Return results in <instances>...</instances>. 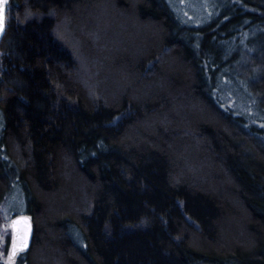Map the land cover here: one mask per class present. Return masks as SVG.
I'll list each match as a JSON object with an SVG mask.
<instances>
[{"label":"trees","instance_id":"trees-1","mask_svg":"<svg viewBox=\"0 0 264 264\" xmlns=\"http://www.w3.org/2000/svg\"><path fill=\"white\" fill-rule=\"evenodd\" d=\"M200 1L9 0L16 264H264V0Z\"/></svg>","mask_w":264,"mask_h":264},{"label":"rangeland","instance_id":"rangeland-1","mask_svg":"<svg viewBox=\"0 0 264 264\" xmlns=\"http://www.w3.org/2000/svg\"><path fill=\"white\" fill-rule=\"evenodd\" d=\"M210 3L211 4L209 5V8H211L212 12L215 13L218 3ZM188 6L194 14V21L200 22L203 17V3L200 0H188ZM252 61V59H247L245 65L253 63ZM224 91H228V88L225 87ZM15 201H17V197L13 193V195L9 196V198L7 199L5 206L3 205L0 208V254L3 264H16L18 260V258H11L13 244V233L11 225L13 219L16 216L11 217V214L8 213V211H21L22 213H24L26 207L25 204H22L20 202L15 203Z\"/></svg>","mask_w":264,"mask_h":264},{"label":"water","instance_id":"water-1","mask_svg":"<svg viewBox=\"0 0 264 264\" xmlns=\"http://www.w3.org/2000/svg\"><path fill=\"white\" fill-rule=\"evenodd\" d=\"M8 5L9 0H0V15H2V21H0V46L6 34ZM11 227L13 233L11 258L16 259L22 252L31 248L35 234V227L32 218L28 215L16 216L12 221Z\"/></svg>","mask_w":264,"mask_h":264},{"label":"snow or ice","instance_id":"snow-or-ice-1","mask_svg":"<svg viewBox=\"0 0 264 264\" xmlns=\"http://www.w3.org/2000/svg\"><path fill=\"white\" fill-rule=\"evenodd\" d=\"M0 21H2V15H0Z\"/></svg>","mask_w":264,"mask_h":264}]
</instances>
